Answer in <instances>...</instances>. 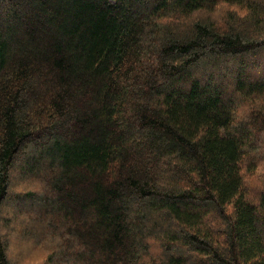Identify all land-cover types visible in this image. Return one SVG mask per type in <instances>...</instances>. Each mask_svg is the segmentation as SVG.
Masks as SVG:
<instances>
[{"label": "trees", "instance_id": "16d2710c", "mask_svg": "<svg viewBox=\"0 0 264 264\" xmlns=\"http://www.w3.org/2000/svg\"><path fill=\"white\" fill-rule=\"evenodd\" d=\"M264 264V0H0V264Z\"/></svg>", "mask_w": 264, "mask_h": 264}, {"label": "rangeland", "instance_id": "374dc122", "mask_svg": "<svg viewBox=\"0 0 264 264\" xmlns=\"http://www.w3.org/2000/svg\"><path fill=\"white\" fill-rule=\"evenodd\" d=\"M37 262L28 261L25 264H36Z\"/></svg>", "mask_w": 264, "mask_h": 264}]
</instances>
